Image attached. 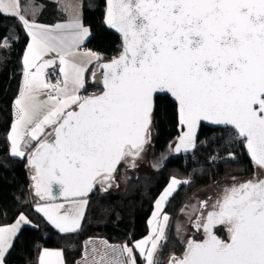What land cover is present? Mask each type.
Returning a JSON list of instances; mask_svg holds the SVG:
<instances>
[{"label":"snow or ice","instance_id":"6c2138e0","mask_svg":"<svg viewBox=\"0 0 264 264\" xmlns=\"http://www.w3.org/2000/svg\"><path fill=\"white\" fill-rule=\"evenodd\" d=\"M0 15L17 18L31 37L8 134L11 155H27L41 200L55 199V186L69 201L68 208L56 203L36 208L60 232L81 226L87 200L75 198L97 184L107 191L122 162L137 167L151 142L158 94L174 99L179 124L186 129L177 138L176 152L194 148L197 128L208 121L231 126L254 166L264 169V0H107L106 23L121 33L123 51L102 65L104 91L83 97L78 93L85 87V68L67 59L89 35L78 16L54 26L30 22L20 0H0ZM5 46L7 38L0 44ZM53 52L63 76L56 84L44 73L55 64V58L44 59ZM72 105L77 110L65 111ZM46 129L51 131L45 135ZM181 183L188 181L171 180L156 201L152 234L134 243L146 264H159L154 254L169 217L163 216L164 225L158 218ZM200 206L211 208L193 221L205 238L187 240L183 256L171 257L169 264H264V179L234 183L214 203L201 201ZM28 223L21 213L16 223L0 227V264L21 224ZM217 225L225 226L228 239L214 233ZM104 243L115 255L101 254L98 264H137L133 247ZM39 264H64L62 253L45 249Z\"/></svg>","mask_w":264,"mask_h":264},{"label":"trees","instance_id":"16d2710c","mask_svg":"<svg viewBox=\"0 0 264 264\" xmlns=\"http://www.w3.org/2000/svg\"><path fill=\"white\" fill-rule=\"evenodd\" d=\"M105 8L106 0H84L82 15L91 30L86 46L100 52L102 61L116 56L122 44L120 36L105 26ZM5 38L7 46L0 47V224L12 222L22 212L27 213L34 222V225L27 224L20 229L13 248L6 254V264H37L38 255L44 247H64L66 253L68 250L74 251L77 256L72 255L70 261L74 264L80 258L85 240L98 234L109 242L130 243L147 233L154 201L171 180L177 178L181 181L191 177L190 184H179L165 203L164 212L170 216L169 230L179 208L200 187L227 175L240 176L254 172L255 167L247 156L244 141L235 138L234 130L213 129L204 125L197 149L192 155H176L173 151L161 167L149 173H138L137 168L131 169L123 163L118 173L123 167L131 169L130 182L125 191L116 192L119 188L118 177L113 179L107 191L99 187L87 197L89 205L81 228L72 233H61L35 209L34 202L37 201L31 194L32 180L27 155L24 158L11 155L8 133L14 119V102L23 84V56L29 36L17 18L0 15V44L4 43ZM99 90L89 81L85 94ZM178 134L175 102L168 96H158L151 127L153 155L160 154L161 158L163 153H169V145ZM172 171L182 174L173 175ZM99 190L105 195L98 194ZM172 230L159 250V264H169L164 261L167 256L168 259L179 256L184 250V243L175 237ZM218 233L226 238L224 228H218ZM67 257L69 264V254ZM138 264L144 263L139 259Z\"/></svg>","mask_w":264,"mask_h":264},{"label":"crops","instance_id":"0c3cea01","mask_svg":"<svg viewBox=\"0 0 264 264\" xmlns=\"http://www.w3.org/2000/svg\"><path fill=\"white\" fill-rule=\"evenodd\" d=\"M20 5H21L22 14L25 15V17L30 22L34 21L35 23H38L41 25L54 26L56 24L68 23L73 18L78 16L79 19L81 20V22L84 24V26L89 29V35L84 39L83 43H81L76 48L75 55L67 57V59H69V60H74L78 63H82V66L85 68V71H84L85 87L83 89H81L78 94L82 97L86 96L85 89H86L89 81H91L92 73L97 70L99 63L102 61V54L100 52L86 46V42H87L88 38L91 36V30H90L89 25H87L84 22L83 16H82L83 15V8H84V0H20ZM47 14H49V16L46 18ZM30 42H31V37L29 36L28 44ZM27 48H28V45L26 47V50H27ZM26 50H25V52H26ZM25 52H24V55H25ZM89 53L97 54L101 57V59L96 60L94 57H90ZM53 58H55V63H57L59 65V70H60L59 59H58V57H56V53H54V52L49 53L48 55H46L44 57L45 60L53 59ZM23 59H24V56H23ZM89 59H91V63H88ZM32 71H35V69H32ZM23 72H24V63H23ZM23 81H24V74H23ZM47 91H51V89H49ZM40 98L42 100H46L47 96L42 94ZM75 106L76 105H72L71 108H74ZM68 110L69 109H66L65 111H68ZM14 113H15V107H14ZM13 122H14V119H13ZM13 122H12V124H13ZM11 127H12V125H11ZM11 127L9 130V133L11 131ZM49 131H51V129H46L45 135ZM32 145L33 146L35 145L34 141L32 142ZM10 146H11V144H10ZM21 147H22V150H25L26 152L30 151V148L24 149L23 145H21ZM76 200H78V201L87 200V204L83 207V217L81 219V226H82V223L84 220V215L88 209L89 199L88 198H79ZM45 203L46 202H43V201L38 202V203L34 202L35 209L37 208L38 205H43ZM47 203L64 204L65 208L69 207V201L68 200H61V201L47 202ZM63 211H64V209H61V212H63ZM163 211H164V209H163ZM22 213L29 220L30 223H28V224L34 225V222L31 220V218L28 216V214L24 213V212H22ZM20 214L12 222L0 224V227H8V226L13 225L14 223H16ZM41 214L43 215V213H41ZM150 218L153 221V223L150 224L148 221L147 233L144 236H142L136 240H132L130 243H126V242L113 243V242H109V241L105 240L104 238H92V237L88 238L87 240H85V243L83 244L82 253L80 255V258H78L77 262L74 264H94V262H96V264H98V262L100 261V256L103 253H107L108 258H111L115 254L112 253L111 249L108 248L104 242H107V245H112V246H119V245L127 244L129 247H133L134 243L136 241H140L146 237H149L152 234V229L154 227H156V224H155V220H153V215ZM169 221H170V216H169ZM168 224H169V222H168ZM168 224L165 225L164 231L165 230L167 231ZM24 225H27V224H21L20 229ZM81 226H80V228H81ZM79 229H77V230H79ZM61 233L67 234V233H72V232H61ZM164 240H161L158 243L157 251L154 254L155 260H157L159 250L161 249V245L164 242ZM45 249L50 250V251H60L62 253V258H63L64 264H68V257H67L68 254H69V264H72V262H70L72 257L74 256L76 258V256H77V255H74V253H73L74 251L68 250V253H66L67 250L64 247H44L41 249V251L38 255L37 264H39V259H40L41 255L43 254ZM70 249H73V248H70ZM133 254L136 257L137 264H138L139 259L144 264H146L143 257H141L139 251L136 250L134 247H133ZM119 258L124 259L125 257L121 256ZM5 264H6V262H5Z\"/></svg>","mask_w":264,"mask_h":264},{"label":"rangeland","instance_id":"374dc122","mask_svg":"<svg viewBox=\"0 0 264 264\" xmlns=\"http://www.w3.org/2000/svg\"><path fill=\"white\" fill-rule=\"evenodd\" d=\"M44 73H45V69H44ZM53 94H55V93H53ZM145 146H149V148L147 149L146 158L150 160V164L146 168H144L142 166L137 168L138 173H144V172L149 173V172L154 171L155 169H158L159 167H161L162 162L165 161L170 156V154H172L174 151L173 150V142H172L169 145V149H170L169 153H163L161 158H160V154H159V156H157L156 154L153 155L154 154V146L151 143L147 144ZM129 171H131V169L127 170L126 167H123L121 169L120 173H118L117 179L119 181V188L116 190V192H119V193L123 192L128 187V183L130 182V177H131L129 175ZM171 173L173 175H177V176H180L182 174V173H179L177 171H172ZM245 177H246V173H245V175H240V176L239 175L238 176H228L227 175L217 182L210 183V184L205 185L202 188L200 187L198 190H196L191 196H189V198L186 199L184 204H182V206L179 208L178 214L176 215V218L174 221V224L170 225L169 230L164 231V238L162 240H164V239L168 240V232H170L171 229H173L172 232L174 233L175 237L178 238L182 243H184V245H185V243H187V240H189L190 235H195V233L200 234L199 232H196V228L193 227V221L195 220L196 216H198V213H199V210L201 207L200 202L206 201L209 198V196H211L210 193L213 190H215L216 188H218L220 186L221 187H230V185H232V183H234L240 179H243ZM233 178H235V179H233ZM175 179H177V178H175ZM181 181H188V183H184V184H190L191 177H186ZM168 185L163 189V191L160 193V195L164 192V190L168 187ZM98 194L105 195V193L102 190H99ZM160 195L154 201L153 209H152L150 217H152L154 211H156L155 205H156V201L159 199ZM164 207H165V204L163 205L162 211H161L160 216L158 218L159 223L162 225H164L163 216L165 214L168 215L167 212L163 211ZM168 217H169V215H168ZM190 217H191V219H190ZM150 220H151V218H149V221ZM168 222H169V220L167 221V224H168ZM155 224H156V221H155ZM164 228H165V225H164ZM178 228L180 229L179 233L177 232ZM92 238H105V237L102 234H98L97 236H93ZM105 240H107V239H105ZM168 258H169V256H167L164 259L165 263L169 262L170 259H168Z\"/></svg>","mask_w":264,"mask_h":264},{"label":"water","instance_id":"95a60500","mask_svg":"<svg viewBox=\"0 0 264 264\" xmlns=\"http://www.w3.org/2000/svg\"><path fill=\"white\" fill-rule=\"evenodd\" d=\"M106 13H107V0H106V8H105L104 23H105V26H106L107 28L113 30V31H114L115 33H117V34L120 36V38H121V43H122V44H121V50H120V52H119L116 56H114V57H118V56L120 55V53L123 51V38H122L121 33L117 32L114 28H111V27L108 26V24L106 23ZM114 57H113V58H114ZM113 58H112V59H113ZM112 59H110V60H104V61H101V62L99 63V65H98V67H97V70L94 71V72L92 73V75H91V83H92L93 85L99 87L100 90H99L98 92H96V93L89 94V95H86V96L98 95V94H100V93H102V92L104 91V83H103V81H104V69L102 68V65H103L104 63H110ZM158 96H168V97H170V98L174 101V99H173L170 95H167V94H158ZM174 102H175V101H174ZM69 110H77V106H75L74 108H71V109H69ZM177 113H178V111H177ZM204 125H205V126H208V127H210V128H213V129H215V128H220V127H221V128H231L232 130H234L231 126L214 125V124H212V123H210V122H208V121H202L201 124H200V126L197 128V131H196V136H197V138H196V146H195L194 148H189L188 150L181 149L180 152H176V151H175V146H176V144L178 143V139H177V138L182 134L183 131L186 130L182 125L179 124V115H178V130H179V134H178L177 138L175 139V141L173 142V150H174V153H175L176 155H192V154L194 153V151L197 149L198 141H199V137H200L201 127L204 126ZM234 131H235V130H234ZM241 139L243 140V138H241ZM243 141H244V140H243ZM244 147H245V143H244ZM245 150L247 151V148H246V147H245ZM247 156H248V158L251 160L248 151H247ZM251 161H252V160H251ZM252 163H253V162H252ZM122 164H123V162L121 163V165H119V166L117 167V171L114 173V178H116V177L118 176V172H119V170H120ZM253 165H254V164H253ZM29 168H30L31 176L34 175V170H33L30 166H29ZM259 179H264V178H259ZM31 180H32V179H31ZM34 183H35V182L32 180V182H31V194H32V196H33V198H34V201H37V202H41V201H43V202H55V201L65 200L64 197L58 195L55 186L53 187V196H55L56 198H55V199H49V200H41L40 197L37 196L36 193H35ZM239 183H242V182H238V184H239ZM99 187H101V185H100V184H97V185H96V186H95L90 192H88V194H87L86 196L77 197V198H75V199H79V198H87V197H89L91 194H93L94 192H96L97 189H98ZM105 187H107V185H105ZM101 188H102V187H101ZM102 189H103V188H102ZM218 228H224V229L226 230L225 226L217 225V226L213 229V231H214V233H215L219 238H221V239H225V240L228 239V233H227V231H226V233H227L226 238H224L223 236H221V235L218 233ZM204 238H205V234H204L203 230H202V237H201V238H196L194 235H190V236H189V239H193V240H203ZM186 244H187V243H185V248H186ZM185 248H184V250H185ZM184 250H183V252L181 253V255L176 256V257H182V256H183V253H184Z\"/></svg>","mask_w":264,"mask_h":264},{"label":"flooded vegetation","instance_id":"af4514ba","mask_svg":"<svg viewBox=\"0 0 264 264\" xmlns=\"http://www.w3.org/2000/svg\"><path fill=\"white\" fill-rule=\"evenodd\" d=\"M148 148H149V146H145V149L146 150H145L144 153H142V157L137 161V167L136 168H139L140 166H142V167L145 168L146 166H148L150 164V160L146 158V156H147V149ZM254 167H255L254 168V172L252 174L246 175L245 178L240 179V180H238V181H236L234 183L238 184V182H244V181L251 180V179H254V178L255 179L264 178V169H261L258 166H254ZM234 183H232V185ZM232 185H230V187ZM224 188H226V187H221L220 186V187L216 188L215 190H213L210 193L211 196H209V198H211V199L208 198L206 201H209V204L214 203L216 201V199L222 194ZM201 211H204L205 214H206L207 211H211V208L209 207L207 209H201V207H200V210H199L198 215H200ZM202 230H203L202 228L199 229V230L196 229V232H199L200 233V234L195 233V235H196L197 238H201L202 237Z\"/></svg>","mask_w":264,"mask_h":264},{"label":"built area","instance_id":"2783aa9c","mask_svg":"<svg viewBox=\"0 0 264 264\" xmlns=\"http://www.w3.org/2000/svg\"><path fill=\"white\" fill-rule=\"evenodd\" d=\"M45 76L47 81L51 84H56L57 81H63V76L60 73L59 65L57 63L45 69Z\"/></svg>","mask_w":264,"mask_h":264}]
</instances>
